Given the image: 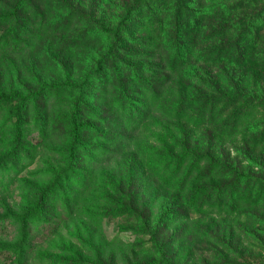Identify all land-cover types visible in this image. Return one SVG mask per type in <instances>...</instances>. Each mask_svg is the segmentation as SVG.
<instances>
[{
  "label": "trees",
  "instance_id": "obj_1",
  "mask_svg": "<svg viewBox=\"0 0 264 264\" xmlns=\"http://www.w3.org/2000/svg\"><path fill=\"white\" fill-rule=\"evenodd\" d=\"M30 1L0 0V26L13 23L16 32L32 26L26 16ZM146 1L149 15L136 23ZM259 1L263 6L255 8L256 3L252 11L246 0H90L87 7L81 6L84 0H66V12L73 9L70 3L78 4L82 30L77 36L65 30L63 43L74 38L83 43L94 33L104 47L93 69L74 79L79 87L65 82L72 97L59 122L49 117L48 98L29 96L44 133L65 134L56 154L49 151L55 156H41L40 143L29 152L17 151L23 117L19 108L13 110V179L24 183L17 175L26 161L36 172L23 188L27 211L19 239L5 248L14 264L26 263L24 251L53 226L48 198L60 192L54 206L64 209L67 224L91 225L80 247L63 246L53 264H151L150 249L159 259L156 264H177L168 224L181 223L174 233L180 228L186 233L187 213L196 210L201 221L205 208L219 219L217 235L211 236L222 264H233L231 256L235 264H248L244 256H253L248 246L264 252V158L253 156L264 143V125L240 130L244 119L239 121L253 108L264 113V0ZM14 98L15 93H0V104ZM144 130L152 131V139L135 141ZM224 136H239L242 158L231 156L236 140L230 151ZM88 149L96 156L86 164L81 156ZM123 215L137 237L149 238L150 249L139 247L147 261L138 257L136 245L126 252L120 243L112 250L115 241L103 237L100 218ZM192 226L193 235L203 234L201 223Z\"/></svg>",
  "mask_w": 264,
  "mask_h": 264
},
{
  "label": "rangeland",
  "instance_id": "obj_2",
  "mask_svg": "<svg viewBox=\"0 0 264 264\" xmlns=\"http://www.w3.org/2000/svg\"><path fill=\"white\" fill-rule=\"evenodd\" d=\"M89 1L84 0V2H81V6L87 7ZM154 1L155 3H160L162 0ZM148 2L146 1L140 5L141 14L139 16L136 15V23L140 22L141 17L149 15V13L147 14ZM233 2L237 3L240 0H233ZM65 3L66 0H32L30 1L32 9L26 14L28 22L32 23V26L27 23L24 26L26 29L18 32L14 31L15 26L13 23L12 27L10 24L9 27L6 25L0 26V93L7 95L15 93L16 95L13 101L0 104V162L3 161V164L0 163V165H3L0 170V264H14L12 262V253L5 251V248L15 247L16 240L19 239L20 226L22 225L21 218L23 217V212L27 211L25 210L27 208L25 200L27 189L23 188L32 183L35 176L34 173H36L34 171L35 165L29 166V163L26 161L27 164L26 162H23V165L21 164L22 168L19 169V174L17 175L24 183H19L17 178L13 179L14 172L11 169L12 158L9 157V153L13 148L9 150V145L13 142L11 129L15 121L13 110L15 107L19 108L22 111L21 116L23 117V141L17 151H21L22 154L29 152L35 144L40 143L41 149L45 148V151L42 152L44 155L39 153L41 156H55L49 151L52 150L54 152L57 150V142L63 141L64 138L62 137L65 134H59L56 130L51 132V129L48 130V133H44L42 127L36 124L35 117L38 114H36L34 109L35 104L29 99L31 98L29 96L36 93L38 101L40 98H48L46 104L49 106V117L53 116L55 123L59 122L61 115L65 111L67 112V106H69L72 97H67L68 95L64 90L66 89L64 86L65 82L71 80L74 83V79L77 80L78 77L83 76L85 70H92L95 58L104 47V40L97 38L94 33L83 43H79V40H76L77 38H74L68 45L63 43L62 39L65 37V30V33L76 32L75 36L82 30L77 25L79 21L76 19L80 13L78 4L75 2L70 3L73 9L70 12H66L63 10V6H66ZM246 4L251 5L249 10L252 11L254 10L252 5H256L255 8L263 6L259 0H246ZM74 8L78 12H75ZM260 24L261 21H258V25ZM130 26L131 24L126 28V32ZM60 84H62V89H46V87L51 88L55 85L59 87L61 86ZM75 85L79 87L80 82H75ZM250 110L245 118H239L240 122L244 119L241 122L243 127L240 130L249 126L252 127L256 122L263 123L264 125V113L260 109L253 108ZM259 130L261 132L262 128ZM150 132L152 131L144 130L143 133L139 132L135 141L143 142L144 140H151L152 135ZM88 136L85 138L88 139ZM231 140H236L237 151L233 149L231 151ZM239 140V136H236V138L224 136L223 138V145L231 151L232 157L237 156L242 158V155L238 154L242 149ZM54 153L56 154V152ZM95 156L96 152H91L88 149L85 150L84 156H81V159L88 164L89 161H93ZM253 156H263L264 158V143L257 147ZM47 158L49 159V157ZM40 167L41 171L45 170L43 165H40ZM50 196L48 198V205L51 208L54 207L53 211L50 212L53 226L44 229L48 231L42 232V236L40 234L36 235L32 244L24 251L27 254V259L26 263L24 261L22 264L55 263L57 251L63 246L68 245H74L75 248H79L78 242L84 239L85 234L88 232L86 229L90 228V223H85L84 227L80 223H77V221L67 224L63 219L64 209L60 205L54 206L57 201L61 200V192ZM152 210L154 220H156L158 214L156 204L153 205ZM204 210L206 215L202 217L201 221H198L199 217L196 210L187 213L191 224H188L186 233L183 232L185 231L184 228H180L179 233H174L181 226V223L168 224L171 232L173 231L169 242L173 244V253L176 255L177 264H222L221 249H217V245H215L211 236V233L217 235L215 225L218 224L219 219L213 216L215 210H209L208 214L207 208ZM37 220L41 222L40 217ZM98 222H100L103 237L107 241H115V246L112 250L120 247V243L125 245L124 250L126 252L130 245H136L134 248L135 252L137 253L138 251V257H143V252L142 254L140 253L139 247L141 249L143 247L145 249L151 248L148 237H137L131 231L134 225L127 215L100 218ZM198 222L203 225V234L197 233L193 235L191 232L192 225ZM248 243L247 241H243L244 246ZM248 250L253 255L252 257L248 255L244 256V260L248 264H264L263 251L250 246H248ZM146 253L150 255L149 263L156 264L157 260H159L156 254L151 249ZM143 259L147 261L146 258L143 257ZM228 259L230 262L233 261V264L238 261L235 259V256H231ZM240 264L245 263L240 262Z\"/></svg>",
  "mask_w": 264,
  "mask_h": 264
}]
</instances>
